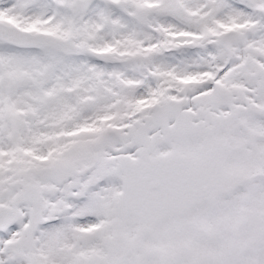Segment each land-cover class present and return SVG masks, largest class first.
Listing matches in <instances>:
<instances>
[{"label":"snow or ice","instance_id":"snow-or-ice-1","mask_svg":"<svg viewBox=\"0 0 264 264\" xmlns=\"http://www.w3.org/2000/svg\"><path fill=\"white\" fill-rule=\"evenodd\" d=\"M0 264H264V0H0Z\"/></svg>","mask_w":264,"mask_h":264}]
</instances>
